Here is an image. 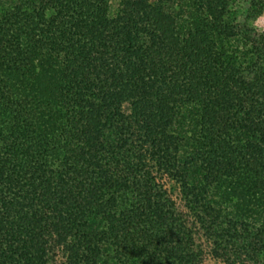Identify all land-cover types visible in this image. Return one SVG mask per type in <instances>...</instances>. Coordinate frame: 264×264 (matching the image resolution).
Returning <instances> with one entry per match:
<instances>
[{
    "label": "trees",
    "instance_id": "16d2710c",
    "mask_svg": "<svg viewBox=\"0 0 264 264\" xmlns=\"http://www.w3.org/2000/svg\"><path fill=\"white\" fill-rule=\"evenodd\" d=\"M264 0H0V264H264Z\"/></svg>",
    "mask_w": 264,
    "mask_h": 264
},
{
    "label": "rangeland",
    "instance_id": "374dc122",
    "mask_svg": "<svg viewBox=\"0 0 264 264\" xmlns=\"http://www.w3.org/2000/svg\"><path fill=\"white\" fill-rule=\"evenodd\" d=\"M251 24L263 36L262 40L260 41V49H261V53L264 55V11L253 22L251 21ZM204 264H224V263L219 260L209 258L204 262Z\"/></svg>",
    "mask_w": 264,
    "mask_h": 264
}]
</instances>
